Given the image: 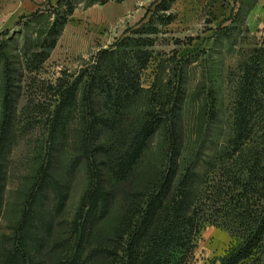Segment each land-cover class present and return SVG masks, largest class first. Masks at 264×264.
<instances>
[{"label":"trees","instance_id":"trees-1","mask_svg":"<svg viewBox=\"0 0 264 264\" xmlns=\"http://www.w3.org/2000/svg\"><path fill=\"white\" fill-rule=\"evenodd\" d=\"M74 6L66 7V19L56 21L44 39L26 41L23 53L10 46L8 32L1 34L0 217L13 149L27 135L40 133L34 179L25 189L3 264H192L204 225L229 236L224 254L206 264H264V50L250 59L245 79L252 84L240 88L242 101L227 121L228 131L214 137L205 132L192 152L185 151L182 95L172 80L142 87L152 57L146 48L152 44L148 38L131 39L129 32L78 74L51 86L41 82L53 98L29 100L20 120L19 58L38 70ZM142 103L136 115L133 109ZM217 108L205 114L206 125L220 114ZM158 134L160 161L146 176V153ZM209 145L213 152L207 155ZM81 169L86 191L76 217L59 230ZM115 208L121 210L119 219L112 233L103 235L99 227Z\"/></svg>","mask_w":264,"mask_h":264},{"label":"rangeland","instance_id":"rangeland-1","mask_svg":"<svg viewBox=\"0 0 264 264\" xmlns=\"http://www.w3.org/2000/svg\"><path fill=\"white\" fill-rule=\"evenodd\" d=\"M78 2L68 0L59 7L46 6L38 16L24 19L13 30H9V38L13 40L10 46L15 45L23 53L26 41L32 44L38 38L44 39L56 21L62 24L66 19V7ZM262 3L261 10H250V5L243 6L240 0H175L173 3L157 0L149 7L144 22L126 31L131 39L148 38L152 44L146 48L152 57L142 72V87L150 90L156 84L165 85L172 80L175 91H179L183 97L181 127L186 138V152L197 148L201 135L208 133L214 137L219 132L228 131L227 121L242 101L238 96L240 88L252 84L247 83L245 75L251 71L250 59L257 57L259 50H264V0ZM138 30L140 34H134ZM54 38L55 35H52L51 39ZM2 39L0 35V41ZM97 52L92 51L85 57L65 58L56 44L49 59L38 70L28 68L25 59L19 58L24 64V68L21 64L24 77L21 83L23 94L20 99V120L25 118L23 112L29 100L37 103L39 100L48 102L53 98L41 82L51 86L60 79L78 74L92 62ZM215 106L220 114L206 125L205 114ZM143 107L144 103L137 105L133 109L134 113L140 115ZM39 134L36 130L27 135L13 149L10 157L0 217V264L6 260V250L11 249L12 236L20 222L25 203V189L30 187L34 179L33 161ZM204 150L207 155L213 152L210 145ZM161 151L162 137L158 134L146 153V176L159 163ZM205 167L202 162L200 170ZM86 188L87 177L81 169L73 181L66 218L62 219L65 222L59 226V230L66 225V220L76 217ZM120 212V209L115 208L100 225L99 232L103 235L111 234ZM228 244L229 236L226 232L204 225L195 239L192 264H206L222 256Z\"/></svg>","mask_w":264,"mask_h":264},{"label":"crops","instance_id":"crops-1","mask_svg":"<svg viewBox=\"0 0 264 264\" xmlns=\"http://www.w3.org/2000/svg\"><path fill=\"white\" fill-rule=\"evenodd\" d=\"M66 1L0 0V35L13 30L24 19L40 13L46 6L58 7ZM90 1L79 0L58 37L57 46L65 58L85 57L92 51L107 49L122 39L128 28L144 22L149 7L157 0ZM241 1L243 6L250 5V10H261L263 7L262 0Z\"/></svg>","mask_w":264,"mask_h":264}]
</instances>
